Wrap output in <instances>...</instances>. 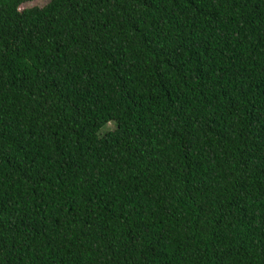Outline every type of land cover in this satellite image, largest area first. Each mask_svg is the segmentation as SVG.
<instances>
[{"label": "trees", "instance_id": "1", "mask_svg": "<svg viewBox=\"0 0 264 264\" xmlns=\"http://www.w3.org/2000/svg\"><path fill=\"white\" fill-rule=\"evenodd\" d=\"M25 1L0 0V264H264V0Z\"/></svg>", "mask_w": 264, "mask_h": 264}, {"label": "rangeland", "instance_id": "2", "mask_svg": "<svg viewBox=\"0 0 264 264\" xmlns=\"http://www.w3.org/2000/svg\"><path fill=\"white\" fill-rule=\"evenodd\" d=\"M48 0H29L25 1L20 4L19 8H25V7H30V6H43ZM113 127L112 122L106 123L102 128L101 131L111 129Z\"/></svg>", "mask_w": 264, "mask_h": 264}]
</instances>
